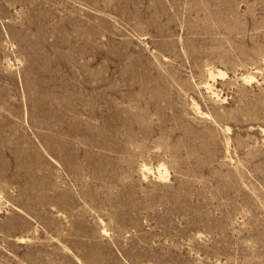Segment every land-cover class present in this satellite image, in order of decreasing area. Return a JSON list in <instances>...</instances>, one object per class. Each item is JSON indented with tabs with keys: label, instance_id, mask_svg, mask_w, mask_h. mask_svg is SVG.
<instances>
[{
	"label": "rangeland",
	"instance_id": "rangeland-1",
	"mask_svg": "<svg viewBox=\"0 0 264 264\" xmlns=\"http://www.w3.org/2000/svg\"><path fill=\"white\" fill-rule=\"evenodd\" d=\"M0 264H264V0H0Z\"/></svg>",
	"mask_w": 264,
	"mask_h": 264
}]
</instances>
